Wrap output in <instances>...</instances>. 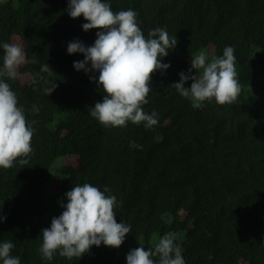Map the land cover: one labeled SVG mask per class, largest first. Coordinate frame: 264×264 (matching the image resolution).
<instances>
[{"label": "trees", "instance_id": "1", "mask_svg": "<svg viewBox=\"0 0 264 264\" xmlns=\"http://www.w3.org/2000/svg\"><path fill=\"white\" fill-rule=\"evenodd\" d=\"M102 2L114 13L134 10L146 39L157 27L177 39L161 58L170 67L152 74L142 105L158 114V123L104 126L90 115L104 95L89 79L98 72L76 70L73 61L83 54H68L67 44L78 39L90 46L98 29L84 31L83 16L64 11L68 0H0V65L4 43L25 51L17 79L6 82L26 120L35 121L28 165L18 158L0 168V244L12 242L10 254L20 264H126L130 249L147 250L174 232L185 264H264V0ZM226 46L236 57V101L213 98L193 107L171 84L187 73L191 58L203 51L208 64ZM46 63L51 75L40 71ZM52 79L57 87L47 96ZM85 183L110 190L116 221L131 232L119 248L101 243L80 258L57 250L44 259L41 229L64 210V193Z\"/></svg>", "mask_w": 264, "mask_h": 264}, {"label": "clouds", "instance_id": "2", "mask_svg": "<svg viewBox=\"0 0 264 264\" xmlns=\"http://www.w3.org/2000/svg\"><path fill=\"white\" fill-rule=\"evenodd\" d=\"M64 11L71 18L83 16L87 21L81 25L84 31L98 29L90 46L78 39L67 44L68 54H83V60L73 61L76 70L82 69L86 74L98 72V77L90 76L89 79L95 80L104 95L102 101L89 107L90 115L104 126H126L128 121L136 125L143 122L146 129L156 125L158 114L155 111L146 113L142 105L148 103L146 97L151 90L152 74L160 70L163 75L164 70L170 67V64L162 63L161 58L174 49L176 37L170 39L164 28L157 27L148 33L146 39L138 27L134 10L114 13L110 4L102 0H68ZM2 48L0 168L6 169L12 167L18 158L21 165H28V157L33 151L31 124L35 121L30 123L26 120L24 108L18 106L17 95L6 82L17 79L19 68L26 62V53L18 44L4 43ZM205 61L204 52L191 58L187 73L180 72L179 81L171 86L182 97L190 99L195 108L202 107L204 101L213 98L221 105L232 104L241 91L236 78L234 48L226 46L222 57L213 56L208 64ZM29 62L35 63V58ZM192 69L197 70L196 74H191ZM40 71L51 75L54 70L46 63ZM187 80L192 81L190 87H185ZM53 81L44 88L47 96L57 87ZM32 110L39 112L35 105ZM109 191L106 186L101 191L85 183L64 193L67 198V203L61 204L64 210L58 217H52L49 227L41 229L40 252L44 259L51 261L57 250L60 256L71 260L89 252L92 245L121 246L126 234L131 232V225L116 221L113 211L116 197L105 195ZM4 219L0 216V222ZM174 241L175 233L167 232L147 250L141 246L130 249L126 254V264H185L181 249ZM13 248L12 242L0 244L2 264H20V258L10 254Z\"/></svg>", "mask_w": 264, "mask_h": 264}, {"label": "rangeland", "instance_id": "3", "mask_svg": "<svg viewBox=\"0 0 264 264\" xmlns=\"http://www.w3.org/2000/svg\"><path fill=\"white\" fill-rule=\"evenodd\" d=\"M202 52H203V51H202ZM199 54H200V53H199ZM199 54H198V55H199ZM206 61H207V55H206Z\"/></svg>", "mask_w": 264, "mask_h": 264}]
</instances>
